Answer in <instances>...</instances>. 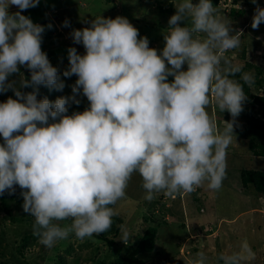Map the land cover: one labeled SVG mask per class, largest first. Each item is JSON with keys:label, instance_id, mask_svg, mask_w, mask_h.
<instances>
[{"label": "clouds", "instance_id": "clouds-1", "mask_svg": "<svg viewBox=\"0 0 264 264\" xmlns=\"http://www.w3.org/2000/svg\"><path fill=\"white\" fill-rule=\"evenodd\" d=\"M39 2L0 0V93L11 89L16 97L0 102V194L20 187L22 208L33 218L40 243L51 248L70 234L83 240L109 230L116 215L112 206L125 197L134 173L148 201L155 193H191L204 182L218 190L246 95L233 79L243 65L225 58L240 47V35L215 16L212 0H170L175 12L159 52L121 15L99 14L90 26L73 28L71 39L85 50L67 49L63 75L77 77L74 95L54 101L37 99L39 85L64 87L41 49L45 26L22 14ZM251 2V27L257 29L264 7ZM10 5L18 10L10 12ZM18 65L30 72V79L20 74L19 86L8 79L19 73ZM241 79L254 83L250 73ZM80 92L88 106L67 114L69 101L80 103ZM212 103L232 118L223 131L210 118ZM130 235L121 228L120 240ZM245 259H255L247 242L239 252L218 257L223 264ZM191 264H208V257L201 251Z\"/></svg>", "mask_w": 264, "mask_h": 264}, {"label": "rangeland", "instance_id": "rangeland-1", "mask_svg": "<svg viewBox=\"0 0 264 264\" xmlns=\"http://www.w3.org/2000/svg\"><path fill=\"white\" fill-rule=\"evenodd\" d=\"M133 1L135 2L132 3ZM157 1L163 9L168 8L170 4V0H40L36 7L22 10V14L30 17L34 23L45 26L41 49L47 54L50 63L57 68L59 78L64 83L62 90L52 89L56 90V93L39 85V91L42 89L44 94L42 96L54 101L56 96L74 95L71 89L77 77L63 75L69 67L67 49L70 46L75 47L80 54H83L85 50L82 44L73 42L70 33L73 28L81 29L90 26L88 22L96 15L100 14L109 18L117 15L126 17L138 29L139 34L148 38L149 47L156 48L159 52L164 43L163 39L161 40L162 31L166 29L157 27L154 22L160 21L167 25V19L165 15L160 14ZM229 4H232L231 0H221L219 3L221 9L228 8ZM256 4L264 7V0H256ZM232 6L243 10L241 15L232 21L229 20L228 24L233 27L236 34L240 35L241 44H246V59L254 64L263 65L264 23H261L257 29L251 27L256 5L251 0H236L235 5ZM17 10L15 5L9 6L10 12ZM221 19L223 18L220 17ZM65 20L69 23L68 27L63 26ZM146 22L153 26H146L145 29L138 27L139 24ZM49 23L52 25L51 28L47 27ZM226 55L236 57L239 55V50H229L225 53ZM18 68L19 73H13L8 77L9 80L17 81V86H19L20 74H23L25 79H30V72L26 67L18 65ZM246 73L253 75L254 72L250 69ZM168 79L171 80L172 77L169 76ZM20 90L32 91L31 88H20ZM8 97L16 98L11 89L0 93V102ZM76 98L80 103L75 104L69 101L70 107H75V111H83L89 103L87 98L82 92L77 94ZM208 112L220 131H223L225 121L232 119L227 110L221 113L214 103L209 105ZM243 119L246 118L240 115L235 118L233 139L226 150V175L218 190L209 189L207 182H204L191 193L183 191L171 195L164 192L155 193L154 199L148 201L144 198L145 190L141 186V177L139 174H133L125 189V197L112 207L116 214L123 218L122 227L131 234L128 239L130 241L139 238L143 231L142 228L145 225L142 212L148 206L154 212L153 225L159 222L157 227L159 239L156 242V250L150 254L145 253L147 255L141 257L143 264H191L201 251L208 257V264H223L218 257L222 253L239 252L244 242H247L255 253V259L242 260L241 264H264V197L251 188L244 189L240 182V170L244 168L264 170V158L250 154L247 148L248 137L243 136L242 132L245 128ZM2 142L3 139L0 137V143ZM1 217L0 212V219ZM5 226L11 227L8 221ZM135 229L138 231H134ZM120 239L121 230L115 237V243L111 249L103 242H99L98 246L109 255L113 254L114 249L119 246L122 247L120 251L122 254L125 250L123 246L130 242ZM63 241H69L73 247L67 256V264H73L76 260L74 264H90L82 260V256L89 251V247L80 246L86 238L81 240L74 234H70L67 239L57 241L51 248L42 245L38 239L37 243L32 244L25 251V256L31 261L34 256L44 251L48 256L62 252ZM169 251L175 254L171 255ZM41 263L53 264L47 261Z\"/></svg>", "mask_w": 264, "mask_h": 264}, {"label": "trees", "instance_id": "trees-1", "mask_svg": "<svg viewBox=\"0 0 264 264\" xmlns=\"http://www.w3.org/2000/svg\"><path fill=\"white\" fill-rule=\"evenodd\" d=\"M220 1L221 0H212V3L215 9V16L218 19L222 17V22L228 24L229 20L232 21L235 17H238L243 13L242 8L239 9L232 6L235 5L236 0H231L232 4H229L228 8L225 7L222 9L219 5ZM134 2L135 1L132 3ZM193 2H195V0H193ZM157 6L160 14L163 16L165 15L168 22V18L175 12L172 3L170 2L168 8L164 9L160 6L159 2ZM155 23L157 27L163 29H166L167 27L163 22L158 21L154 22V24ZM146 26L150 27L153 26V24L146 22L138 25L140 29H145L147 28ZM233 34H236V32ZM162 39L163 37L161 40ZM246 49V44H241L239 48L233 49L239 50L238 56L231 57L226 55L225 58L232 64L243 65L241 73H237L233 77V79H236L243 85L246 95V100L243 102V111L239 114L242 118H246L243 119L245 128L242 132L243 136L248 137L247 148L250 154L264 158V58L263 65L249 62L246 59ZM223 66L224 65L222 64L221 67ZM250 69H253L254 72V83L251 86L245 84L241 79V76ZM52 91L53 93L57 92L56 90ZM42 95L44 94L42 93V89H40L37 93V99L45 97ZM57 97L59 96H56V98ZM66 107L68 108L67 114L69 115L76 110L75 107H70V102ZM240 182L244 189L251 188L258 195L264 197V170L241 169ZM20 193L21 189L16 185L14 192L9 193L8 191H5L3 194H0V212L2 213L0 219V225L2 228L0 230V264H42L41 262L43 261L53 262V264H67V256L73 248L69 241H63L64 248L62 249V252L48 256L44 251L43 253L34 256L31 261L27 260L25 251L32 244L37 243L39 238L33 235L32 225L34 221L33 218L30 217V214L23 210V197ZM142 220L145 226L142 228L143 231L139 238L134 239V241L128 240L130 243L123 246L125 248L123 251L124 253L121 254L120 251L122 247L117 246L114 249L113 254L109 255L100 248L98 244L99 242H103L111 249L112 245L115 243V237L120 233L123 218L118 214L114 215L109 230L101 234H94L89 239L86 238V241L80 245L89 247L88 253L82 256V260L85 262L88 261L90 264H143L144 261L141 257L147 255L145 253L150 254V252L156 250V242L159 239L157 236L159 222L153 225L154 212H152L150 206L142 212ZM7 221L11 225V227H8L9 229L5 226ZM60 223L61 225H66L71 223V221H61ZM179 225L184 224L179 223ZM134 231H138V229H135ZM94 239L97 243L94 242ZM54 249H57V247H54ZM170 254H175V252H170ZM75 262H73V264Z\"/></svg>", "mask_w": 264, "mask_h": 264}, {"label": "crops", "instance_id": "crops-1", "mask_svg": "<svg viewBox=\"0 0 264 264\" xmlns=\"http://www.w3.org/2000/svg\"><path fill=\"white\" fill-rule=\"evenodd\" d=\"M255 210V209H254Z\"/></svg>", "mask_w": 264, "mask_h": 264}]
</instances>
